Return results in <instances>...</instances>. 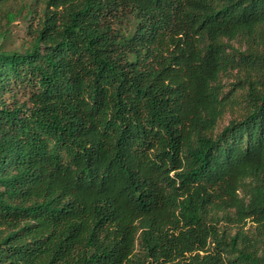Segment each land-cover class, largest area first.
<instances>
[{
  "label": "trees",
  "instance_id": "16d2710c",
  "mask_svg": "<svg viewBox=\"0 0 264 264\" xmlns=\"http://www.w3.org/2000/svg\"><path fill=\"white\" fill-rule=\"evenodd\" d=\"M12 1L0 264H264V0Z\"/></svg>",
  "mask_w": 264,
  "mask_h": 264
},
{
  "label": "rangeland",
  "instance_id": "374dc122",
  "mask_svg": "<svg viewBox=\"0 0 264 264\" xmlns=\"http://www.w3.org/2000/svg\"><path fill=\"white\" fill-rule=\"evenodd\" d=\"M28 0H13L10 4L11 9H17L26 3ZM29 20L26 18H18L11 26L12 36L6 43L7 49H19L22 48L24 43L29 39L27 35V29L29 26Z\"/></svg>",
  "mask_w": 264,
  "mask_h": 264
}]
</instances>
